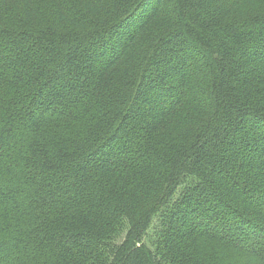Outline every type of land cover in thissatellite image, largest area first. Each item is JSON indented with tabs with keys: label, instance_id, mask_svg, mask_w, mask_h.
Listing matches in <instances>:
<instances>
[{
	"label": "trees",
	"instance_id": "1",
	"mask_svg": "<svg viewBox=\"0 0 264 264\" xmlns=\"http://www.w3.org/2000/svg\"><path fill=\"white\" fill-rule=\"evenodd\" d=\"M0 264H264V0H0Z\"/></svg>",
	"mask_w": 264,
	"mask_h": 264
},
{
	"label": "rangeland",
	"instance_id": "2",
	"mask_svg": "<svg viewBox=\"0 0 264 264\" xmlns=\"http://www.w3.org/2000/svg\"><path fill=\"white\" fill-rule=\"evenodd\" d=\"M155 236V222L153 224V226L151 227V229L148 231L145 242L150 245V242L153 240Z\"/></svg>",
	"mask_w": 264,
	"mask_h": 264
}]
</instances>
